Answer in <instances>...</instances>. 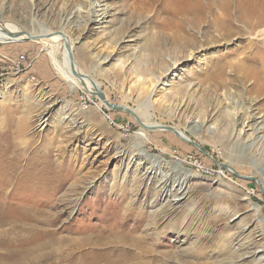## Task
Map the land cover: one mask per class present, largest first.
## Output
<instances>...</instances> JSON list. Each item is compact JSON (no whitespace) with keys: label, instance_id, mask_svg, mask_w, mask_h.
<instances>
[{"label":"rangeland","instance_id":"374dc122","mask_svg":"<svg viewBox=\"0 0 264 264\" xmlns=\"http://www.w3.org/2000/svg\"><path fill=\"white\" fill-rule=\"evenodd\" d=\"M105 3L107 29L86 0H0V21L62 29L110 104L148 99L188 138L106 110L37 38L0 43V264H264V138L249 129L253 115L264 136V89L233 77L246 36L203 47L205 24L165 29L162 0Z\"/></svg>","mask_w":264,"mask_h":264},{"label":"bare ground","instance_id":"6f19581e","mask_svg":"<svg viewBox=\"0 0 264 264\" xmlns=\"http://www.w3.org/2000/svg\"><path fill=\"white\" fill-rule=\"evenodd\" d=\"M162 1L161 11L166 15L167 23L165 29L167 31H170L173 27L182 28L185 31L183 24L192 29H198L201 24H205L206 35L203 36L204 41H201L203 47L208 43L212 45V43L229 40L233 36H239L236 37V39H244L243 36H246L245 39L248 40L247 54L244 53V55H246L238 61L233 71V77L239 78L241 82L252 81V87L248 90L250 92L256 93L264 89V0ZM86 2L88 5V9L85 11L84 16L86 21L95 24V28H102V25H104L103 29H107L108 27L106 25L111 21L108 20L109 17L111 18L112 11L110 6L105 3V0H86ZM154 2H156V0H147L146 3L139 0V3L145 6H151ZM34 38H37L35 39L36 43L43 47V50L48 54L50 60L55 63L54 65L59 68L69 83L73 84V86L79 90H85L94 98L98 99L106 110L111 109L110 106L112 104L108 102L100 86L92 78L84 73L81 74L80 67L71 56L70 52L74 41L67 38L62 29L59 28L56 33L43 30L37 35L28 34L13 23L0 21V43L33 40ZM169 40H171L174 45L181 44L183 48L187 44L185 39L176 35H170ZM196 45L198 44H191V48L195 49L194 47H196ZM60 47L62 56L61 66L60 64H56L57 61L55 60L56 52ZM222 70L223 67L219 68L218 72ZM219 75H221V73ZM219 75L217 74L215 79H218ZM148 102L149 100L147 99L146 102L141 105V110H139V112L131 111L125 105H117L116 107L118 108L115 111L123 113L130 112L132 117L143 127V130L157 131L164 129L167 131L168 128L171 130L168 132H175L188 138L173 126L155 123L151 114H149ZM250 109L251 105L245 107V111H249ZM249 117L252 121L249 128L251 130V135L263 139L264 136L260 135L262 132L259 127L260 122L257 121L258 118H255L253 115ZM197 149L201 150L198 147ZM236 176L241 177L239 175Z\"/></svg>","mask_w":264,"mask_h":264},{"label":"water","instance_id":"95a60500","mask_svg":"<svg viewBox=\"0 0 264 264\" xmlns=\"http://www.w3.org/2000/svg\"><path fill=\"white\" fill-rule=\"evenodd\" d=\"M117 105H111L110 107H111V109L112 110H116L118 107H116ZM167 131H171L170 129H168L167 128ZM175 133V132H174ZM193 145L197 148L198 146H197V144H195V143H193ZM238 177V176H237ZM239 178H241V177H239Z\"/></svg>","mask_w":264,"mask_h":264}]
</instances>
